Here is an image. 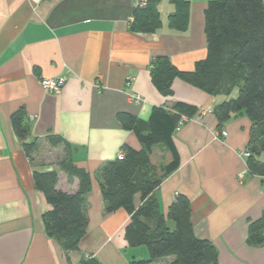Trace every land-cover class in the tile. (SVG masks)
I'll use <instances>...</instances> for the list:
<instances>
[{
  "label": "crops",
  "instance_id": "1",
  "mask_svg": "<svg viewBox=\"0 0 264 264\" xmlns=\"http://www.w3.org/2000/svg\"><path fill=\"white\" fill-rule=\"evenodd\" d=\"M188 1L185 31L168 26L174 5L160 0L162 25L145 33L129 29L137 0H0V264H78L83 255L100 264L145 259L143 250L137 255L139 247L125 241L127 212H105L97 176L123 146L141 149L119 113L147 120L154 107L171 109L177 101L198 113L172 134L178 165L149 198L165 215L184 195L193 233L215 246L218 264H264V177L248 172L244 154L258 126L237 115L218 128L213 108L225 96L178 78L164 95L151 80L158 56L180 70H192L206 56L204 10L210 0ZM41 77L65 82L59 92H49L40 87ZM19 109L29 122L27 140L36 141L32 160L11 124ZM221 130L226 136L219 137ZM65 158L91 177L83 204L86 233L79 250L69 253L44 231L42 213L50 205L33 180L35 171L56 170L55 188L76 192L78 178L69 181L59 166ZM170 159L166 146L152 147L149 160L158 174ZM135 203H141L137 196ZM252 226L258 243L250 241Z\"/></svg>",
  "mask_w": 264,
  "mask_h": 264
},
{
  "label": "trees",
  "instance_id": "2",
  "mask_svg": "<svg viewBox=\"0 0 264 264\" xmlns=\"http://www.w3.org/2000/svg\"><path fill=\"white\" fill-rule=\"evenodd\" d=\"M137 0L132 12L129 29L151 33L162 23L158 4L160 0ZM174 11L168 16V26L185 31L189 19L188 0H169ZM206 56L198 60L192 70H180L166 56H158L151 63V80L162 94L171 93V83L178 78L210 95L225 99L213 108L217 127L221 128L233 116L244 115L258 126V135L247 150L246 167L249 173L264 177V6L262 0H210L204 10ZM198 113L194 105L177 101L171 109L154 107L147 120L128 113L118 118L125 129L136 135L141 149L123 146V159L107 161L99 170L98 185L105 212L124 209L129 220L124 227L128 247L145 246L146 259L133 258L129 264H218L217 250L208 240L193 233L189 201L178 195L164 215L149 194L159 185L163 176L178 165V154L172 134L180 117L192 118ZM15 134L22 141L23 149L32 160L36 141H28L29 122L25 111L11 114ZM163 144L170 151L171 159L159 169L150 163L152 147ZM67 179L77 177L79 188L67 193L55 188L57 171L33 173L34 186L49 203L42 213L47 236L55 239L65 253L79 250V242L86 233L88 218L83 204L84 196L91 189V177L84 169L76 167L70 158L59 162ZM141 201L136 205L135 198ZM172 221V227L167 222ZM250 241L260 242L254 232ZM162 261H166L163 263ZM158 262V263H157ZM78 264H100L92 255H83Z\"/></svg>",
  "mask_w": 264,
  "mask_h": 264
},
{
  "label": "built area",
  "instance_id": "3",
  "mask_svg": "<svg viewBox=\"0 0 264 264\" xmlns=\"http://www.w3.org/2000/svg\"><path fill=\"white\" fill-rule=\"evenodd\" d=\"M144 3H145V0H142L141 4H144ZM38 82H39V85L42 89L47 90L49 92L57 93L63 87L65 80L62 77H54V78L41 77V78H39ZM133 98L136 100L139 99L138 96H133ZM188 120H189V118L182 115L180 117L179 122H178V126H180L181 124H183L184 122H186ZM226 134H227V132L225 130H221L218 135H219V137H223V136H226ZM244 154L246 156H248L249 155L248 150H245ZM123 157H124L123 152H119L116 156L117 159H123Z\"/></svg>",
  "mask_w": 264,
  "mask_h": 264
},
{
  "label": "rangeland",
  "instance_id": "4",
  "mask_svg": "<svg viewBox=\"0 0 264 264\" xmlns=\"http://www.w3.org/2000/svg\"><path fill=\"white\" fill-rule=\"evenodd\" d=\"M263 154H264V152H262ZM54 156V155H53ZM262 159H264V158H262ZM168 223V225L170 226V227H172L173 225H172V221H168L167 222ZM139 247V249H134V250H136V253H137V255L138 254H140L141 253V250H143V258H147L148 257V253H147V249H146V247L145 246H138ZM132 250V249H131ZM131 252H134V251H131ZM142 257V256H141ZM140 258V256H137V259H139ZM141 259V258H140ZM163 263H165L166 261H162Z\"/></svg>",
  "mask_w": 264,
  "mask_h": 264
}]
</instances>
